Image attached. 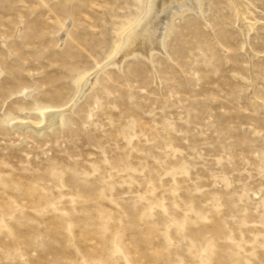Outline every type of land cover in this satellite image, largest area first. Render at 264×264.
Returning <instances> with one entry per match:
<instances>
[{
  "label": "rangeland",
  "instance_id": "rangeland-1",
  "mask_svg": "<svg viewBox=\"0 0 264 264\" xmlns=\"http://www.w3.org/2000/svg\"><path fill=\"white\" fill-rule=\"evenodd\" d=\"M245 1L247 30L233 0L173 13L165 53L102 67L38 135L12 124L69 105L149 0H0V264H264V0Z\"/></svg>",
  "mask_w": 264,
  "mask_h": 264
},
{
  "label": "bare ground",
  "instance_id": "bare-ground-1",
  "mask_svg": "<svg viewBox=\"0 0 264 264\" xmlns=\"http://www.w3.org/2000/svg\"><path fill=\"white\" fill-rule=\"evenodd\" d=\"M233 1L240 13L238 22L240 26L247 30L249 24L251 25V23H249L244 17L246 7L248 6L247 1ZM199 2L200 0H149L148 6H146V8L148 7V10L145 12V17L141 19L142 21L140 20L138 25L131 28L123 36L121 47L118 49L117 53L102 66L93 71L83 82H81L76 96L71 103H69V105L64 107H41L38 109L40 119L37 122L24 119L18 120L12 124L13 127L22 131L29 129L32 133L39 135L42 132L51 130L55 126L62 125L63 113L68 110L70 111L71 108L77 104L88 92V90L96 83L98 72L102 69V67H120L124 59L136 54L149 58L150 53L153 51L165 53L164 35L168 28L171 16L173 13L179 12L182 8H189L187 10L192 9L191 11L194 9L196 12H200Z\"/></svg>",
  "mask_w": 264,
  "mask_h": 264
}]
</instances>
